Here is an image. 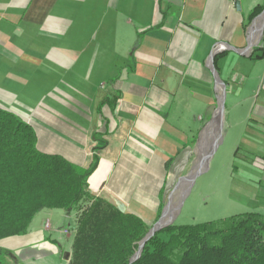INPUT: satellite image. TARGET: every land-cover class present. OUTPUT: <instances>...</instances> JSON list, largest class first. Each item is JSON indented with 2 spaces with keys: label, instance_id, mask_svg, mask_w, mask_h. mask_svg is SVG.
I'll return each instance as SVG.
<instances>
[{
  "label": "crops",
  "instance_id": "0c3cea01",
  "mask_svg": "<svg viewBox=\"0 0 264 264\" xmlns=\"http://www.w3.org/2000/svg\"><path fill=\"white\" fill-rule=\"evenodd\" d=\"M239 1L240 10L236 0H0V108L34 129L44 153L82 168L97 155L88 191L149 223L210 119L202 113L216 108L213 49L226 86L222 138L263 147L264 170V57L227 49L246 46L244 24L264 0ZM55 210L41 208L16 236L24 260L50 259L38 219Z\"/></svg>",
  "mask_w": 264,
  "mask_h": 264
},
{
  "label": "trees",
  "instance_id": "16d2710c",
  "mask_svg": "<svg viewBox=\"0 0 264 264\" xmlns=\"http://www.w3.org/2000/svg\"><path fill=\"white\" fill-rule=\"evenodd\" d=\"M263 8L264 3L257 4L244 27ZM219 56H214L215 67ZM249 57H264V29ZM97 162L94 155L82 168L40 151L34 129L0 108V240L25 235L41 208H58L78 212L70 264H264V216L259 212L196 224L172 223L155 232L130 263L150 226L137 214L88 191ZM162 199L163 192L154 220L160 216ZM0 264H9L1 247Z\"/></svg>",
  "mask_w": 264,
  "mask_h": 264
},
{
  "label": "rangeland",
  "instance_id": "374dc122",
  "mask_svg": "<svg viewBox=\"0 0 264 264\" xmlns=\"http://www.w3.org/2000/svg\"><path fill=\"white\" fill-rule=\"evenodd\" d=\"M202 114L204 121L211 117L209 112L204 111ZM220 118H222L223 127L224 114ZM206 122L202 123L199 133ZM215 137V130L208 133L205 138L207 146L214 142ZM197 138L198 135L196 141ZM196 141L192 148L175 164L166 181L161 212L169 198L175 208L178 197L186 191L187 183L182 178L196 170L198 162ZM250 150L243 143L236 145L229 138L223 137L212 154L207 169L195 178L173 223L177 225L196 224L244 212H259L264 216V170L256 165V155L260 156L263 147H258V152L255 151V153H251ZM137 209L145 216H151V211L140 207ZM77 216L76 210L58 209L50 215L40 216L38 219L39 223L41 220L44 221V223L43 221L40 223L42 224V238L49 242L52 251L50 253V251L42 250L43 253H39L42 256L45 253L46 258L50 259L24 260L22 246L18 245L20 241L16 236H13L0 240V247L6 252V261L9 264H59L61 260L62 263H66L69 259L68 254H71L72 250ZM150 219L149 226L151 228L157 220L152 217ZM58 252L59 254L56 256L55 254ZM47 253L48 255H46Z\"/></svg>",
  "mask_w": 264,
  "mask_h": 264
},
{
  "label": "water",
  "instance_id": "95a60500",
  "mask_svg": "<svg viewBox=\"0 0 264 264\" xmlns=\"http://www.w3.org/2000/svg\"><path fill=\"white\" fill-rule=\"evenodd\" d=\"M235 5H236V9L240 10L241 7H240V1L239 0H236ZM253 29H259V33H260V37L258 38V40L255 43L251 42L249 40L250 32ZM263 29H264V8L251 21L250 27L248 29L249 35H248L247 40H246V46L241 48V49H238V48L230 47L229 45H227V49L232 50V51H234L238 54H241V55H245V56L249 55L252 48L259 43V41L263 35ZM218 52H220V50L213 49L210 52L209 58H208V66H209V68H210V70L214 76L215 82L219 88L218 89V95L216 97V108L214 109V111H213L210 119L206 123V125L203 127L202 131L198 134V138L196 141V147H197V151H198V162L196 164V170L191 172L188 176L182 178V180L185 182L190 181L189 187L187 188L188 189L187 192H189L195 178L207 169L212 154L214 153V151L216 150V148L218 147L219 143L222 140V118H221V120L217 121V117H218V115H221V117H222L224 114V111H225L226 86H225V83L220 79V77L216 71V68L214 66V56ZM212 130L216 131V137H215L214 142L211 143V145L207 146L205 138L207 137L208 133ZM185 196H182L181 199H178L176 207L173 208V211L171 213H168L170 206H171V198H169L168 203L162 209L160 217L153 224V226L149 229V231L147 232L145 237L138 243V249L133 254V256L130 258V261H129L130 263L135 261L140 256V253L142 251V248H143L145 242L155 232H157L160 229H162V228L173 223V221L175 220V218L178 214V210L180 209V207L183 204Z\"/></svg>",
  "mask_w": 264,
  "mask_h": 264
},
{
  "label": "bare ground",
  "instance_id": "6f19581e",
  "mask_svg": "<svg viewBox=\"0 0 264 264\" xmlns=\"http://www.w3.org/2000/svg\"><path fill=\"white\" fill-rule=\"evenodd\" d=\"M255 31H257V33H258V37H259V35H260V33L258 32V29H253V30L250 32V35H249V40H250L251 42H253V41H252V38H251V34H252L253 32H255ZM258 37H257L256 41L258 40ZM256 41H255V42H256ZM255 42H254V43H255ZM220 47H225V45H221ZM220 116H221V115H218V117H217V121H218V120H221ZM186 183H187L186 185H187V188H188V187H189V184H190V181H186ZM187 188L185 189L186 191H184V193H183L181 196L178 197L179 199H181L182 196H185V195H186L187 190H188ZM172 211H173V206H172V202H171V206H170V209H169V212H168V213H171Z\"/></svg>",
  "mask_w": 264,
  "mask_h": 264
}]
</instances>
